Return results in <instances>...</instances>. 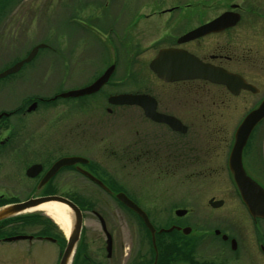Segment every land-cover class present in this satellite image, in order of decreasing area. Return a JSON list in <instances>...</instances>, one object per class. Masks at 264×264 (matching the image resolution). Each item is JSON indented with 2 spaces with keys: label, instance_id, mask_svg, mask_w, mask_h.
I'll return each mask as SVG.
<instances>
[{
  "label": "rangeland",
  "instance_id": "obj_1",
  "mask_svg": "<svg viewBox=\"0 0 264 264\" xmlns=\"http://www.w3.org/2000/svg\"><path fill=\"white\" fill-rule=\"evenodd\" d=\"M123 1L59 0V7H56L58 0L12 2L7 14L8 25L0 20V72L25 57L33 46L43 43L46 47L40 48L17 72L0 78V114L16 108L28 96L52 98L82 88L113 62L115 68L108 84L94 95L57 97L49 103H39L32 116L2 117L0 138L9 133L40 136L44 146L48 145L53 152L57 151L53 148L56 140L65 150L84 153L93 162L100 163V168L118 179L116 189L141 207L156 229L168 228L171 224L191 228L187 235L173 231L164 238L183 237V242L190 245L195 264H264L257 248L258 239L264 244V221L253 224L240 201L226 169L227 142L219 160H213L217 165L209 163L195 168L190 164V158L198 155L199 147L204 146L209 137L223 135L231 142L236 127L248 111L247 106L258 96L231 98L230 110L222 105L208 108L205 114L213 112L210 115L213 122L206 121L197 111V104L206 91H197L195 84L167 86L148 71V62L159 45L164 44L163 38H157L163 26L152 21L146 27L149 29H141L144 27L140 25H144L140 21L137 30L132 32L136 7L131 0L130 5ZM229 2L220 0V7H226ZM173 3L174 0H163L149 6L162 8ZM179 87L186 88L184 94ZM133 91L149 93L166 109L170 91L169 112L181 116L189 126L186 137L178 139L171 134L164 140L163 130L143 120L133 107H111V113L106 111L110 107L106 102L108 95ZM209 91L215 93L216 90L210 88ZM221 100L218 95L217 102ZM29 121H33V128H29ZM22 124H28V133ZM248 144L244 155L250 152L249 155L253 153L257 158V164L254 163L257 171L249 176L264 188V123L255 128ZM146 150L149 155L144 153ZM166 152L170 155L165 159ZM9 173L5 166L0 169V188H4V178ZM69 178L78 190L63 192L78 196L84 218L70 264H137L138 255L145 256L143 264H150L152 251L148 232L138 217L113 196L90 186L82 176L75 173ZM61 188L60 185L58 189ZM13 192L19 194L20 191ZM209 198L221 199L223 204L212 208ZM178 208L186 209L187 214L175 216L174 210ZM92 210L104 218L107 229L113 234L114 250L110 259L105 257V238ZM23 214L51 222L53 230L63 237L59 247L47 242L38 245L40 264H57L58 253L65 245L63 230L41 211L29 210ZM13 227H17L16 223ZM43 227L48 232L45 224ZM214 229L235 238V249L215 236ZM11 250V246L3 248L5 255Z\"/></svg>",
  "mask_w": 264,
  "mask_h": 264
},
{
  "label": "flooded vegetation",
  "instance_id": "obj_2",
  "mask_svg": "<svg viewBox=\"0 0 264 264\" xmlns=\"http://www.w3.org/2000/svg\"><path fill=\"white\" fill-rule=\"evenodd\" d=\"M14 1L15 0H0V20L5 26L8 25V23L6 22L10 17H7V14L10 13L11 4ZM119 1L124 3L123 0ZM126 1L127 3L125 4L130 5V0ZM131 1L134 4V7H136V10H134L135 15L132 19V32H135V30H137L136 25L138 26L140 21V24L144 25H140L141 27H144L141 29H149L146 27L150 26L152 21L156 22L158 26H163V28H160L162 32H159L157 34V38H163L164 44L159 45L150 61L155 57L158 51L163 48L183 50L197 57L201 62L205 64H209L215 68L239 75L244 79L246 84L250 85L249 89L240 88L238 93L233 94L225 85L212 83L201 78L167 83L164 82V84H167V86H185L186 84L187 86H191L195 84L197 85L196 88H198L197 91H206L205 93H203L200 102L197 104V111L199 112L200 116L206 117V121L209 122L210 120V122H213V119L210 118V115H212L213 112L211 114H205V111L208 110V108L216 109L217 106L222 105L227 110H230L231 98L233 99L240 96H258V98L254 100V102H250L247 106V113L255 109L261 103V101L264 99V0H230L228 5L224 8L220 7V0H174L173 5L164 6L162 8H151V6L149 5H153L154 3L160 4L163 0ZM164 1L167 2L168 0ZM60 3L61 2H59L58 0L56 7H59L58 4L60 5ZM143 11H145V13ZM225 12L236 14V19L233 16H230L227 19V22H229L228 25H220L216 27L217 29L215 30L193 38H183L184 36L188 35L189 32L213 21L215 18ZM86 25L91 24L86 23ZM150 61L147 65L148 71L152 76L159 79L157 75L149 68ZM111 64H114L115 68V63L113 62ZM109 80L95 93L99 92L106 84H108ZM179 88L181 89V91L183 90L181 87ZM210 88H214L216 90L215 93H211L209 91ZM185 91L186 88L182 91V94H184ZM120 93H144L150 95L149 93L144 91ZM58 95L53 96L52 98L38 97L35 95L28 96L25 98L24 102L18 105L16 108L7 110L6 112H4L6 114L2 113L3 115L0 117V120L2 117L7 118L17 115H20L21 117L25 115L32 116L34 115L33 113L36 112L39 103H49L50 101L57 99V97H59ZM169 95H171L170 91L167 93V109L165 105H163V107L159 104L157 98L153 97L152 95L150 96H152L156 100L157 112L165 114L167 116H173L177 118L181 122V124L186 126L187 129L183 133L178 130L172 129L166 123L157 122L146 117L143 113V110L137 105L109 104L108 97L110 95H108L106 98V102L110 106L106 108V111L108 113H111V107H133L141 113V115L143 116V120H146L151 125L156 126L157 129L161 131L163 130V138H165L164 140L167 139V136H171V134H174V137L178 139H183L186 137L185 134L188 132L189 126L185 124L181 116L177 115L176 113L169 112V97H171ZM218 95L222 97L220 103L217 102ZM88 96L91 95L80 96L77 98ZM33 103L36 104L34 105V108L30 109ZM227 114H229V111ZM29 122V128H31V126L33 128V121ZM262 123H264V118L257 124V126L261 125ZM28 124H22L24 126L25 132L27 130ZM38 137L40 138V136ZM38 137L31 134L16 135L13 133H9L0 138V169L5 166L6 169L10 170V173L7 174L4 178L3 183L6 190L3 187L0 188V207L23 202L28 199L40 198L46 195H58L65 197L80 207L81 203L78 201V196L73 195L74 193L66 194L63 192V190L66 189L73 191L78 190V187L74 185L72 180L69 178L70 175L75 173L86 179L90 186H94L105 194L113 196V198L117 202H119L115 197V194L121 191L116 189L119 184L118 179L115 180L107 170L103 169L102 167L101 169L100 163L96 161L93 162L84 153H75L74 151H70L71 149L65 150L63 146L60 145V142L56 140L54 141L55 146H53V148H56L57 151L53 152L52 150L47 148L49 147L48 145L44 146V142ZM233 140L234 138H232V141L230 142V140L226 139V136L223 135L209 137V139H207L204 143V146L199 147V152H197L198 155L194 154V156L190 158V164L195 168L209 163L217 165V163H215L213 160H219L218 158L221 155L222 148L225 147L227 142V146L229 145V150L227 152L226 158V169L229 173L228 156L233 144ZM248 140L245 147L243 148L241 159L242 166L246 173L249 175L250 173H255L257 171L256 167L254 166V163L257 164V158L256 155H253V153L249 155L250 152L244 155V149L249 145ZM68 143L71 146L72 143ZM144 153L149 155L148 150H146V152ZM167 155L170 154H167L166 152L164 156L165 159L169 157ZM75 156L84 158L87 161L62 166L47 181L41 183L45 173L56 160L64 157ZM165 164L167 166V162H165ZM83 171L89 173L95 179L99 180L103 186L89 178L83 173ZM65 178L66 181H63L65 180ZM60 180H62L63 182L61 181V183ZM60 185L62 188L59 190L58 188L60 187ZM13 190H18L20 192L18 194L16 192H13ZM79 196L82 199L83 196ZM84 200L86 199L84 198ZM92 213L93 215H95L94 210H92ZM249 217L253 224H258V222L260 223L264 221V219L260 218L253 219L250 215ZM20 219L25 222H20ZM102 219L104 221L105 230H103L99 218H97L100 224L101 232L105 238V257L106 259H110L114 250L113 234L107 229L106 221L104 220V218ZM138 219L142 223L143 228L148 232L152 251V262L150 264H153L154 262L155 264H157L159 256L157 248V237L161 233H158L157 231L155 232V250L151 242L150 232L144 225L141 218ZM17 222L20 223L18 224ZM14 223H16L17 227H13ZM172 225L179 227V229H173L171 232L177 231L184 234L182 232V228L186 226H180L179 224H171L170 226ZM43 226L44 218H34L32 216L27 218L25 214H17L0 219V264H40L37 258H39V252L41 248L38 247V245H43L44 242L53 243L58 247L60 245V233L53 230L54 225H52L51 222H46L48 232L44 231ZM14 228H16V230H13ZM216 231L218 233H216ZM107 233L111 238L110 254H108L106 249ZM213 234L215 236H220V239L223 243H229L231 249H235V247L237 246L235 238L222 232L221 230L214 229ZM224 236H226V238H223ZM165 240L167 241V238H165ZM232 240H234L235 242L234 247H232ZM10 246L12 248L11 253H6L5 255L3 248L8 249ZM257 248L260 256L264 258V244L259 239L257 241ZM60 253L61 252L58 253V261L60 258ZM251 258L252 257L249 256V260H251ZM137 259V264H143L142 262L145 260V256L139 257L138 255Z\"/></svg>",
  "mask_w": 264,
  "mask_h": 264
},
{
  "label": "water",
  "instance_id": "obj_3",
  "mask_svg": "<svg viewBox=\"0 0 264 264\" xmlns=\"http://www.w3.org/2000/svg\"><path fill=\"white\" fill-rule=\"evenodd\" d=\"M233 16L235 19L236 14L225 12L215 18L213 21L194 29L189 32L188 35L183 38H193L212 30L217 29L216 27L220 25H228L227 19ZM182 40V39H180ZM43 43L37 44L31 48L28 54L21 60L14 63L9 68L0 72V78L5 77L11 73L17 72L21 66L29 62L37 53L40 48L45 47ZM149 68L153 71L157 77L163 82H176L187 79H205L212 83L225 85L233 94L238 93L240 88L249 89L250 85L246 84L244 79L237 74H232L224 70L215 68L209 64L201 62L197 57L183 51L172 48H163L158 51L155 57L150 61ZM114 70V64L107 67L104 72L97 77L90 84L78 88L68 90L66 92L60 93L59 97H79L84 95H89L98 91L109 79ZM108 103L114 105H137L142 110L146 117L157 121L168 124L172 129L178 130L180 132L186 131V126L181 124V122L173 117L161 114L156 111V100L152 96L144 93H118L112 94L108 97ZM33 103L31 108H34ZM6 114V113H3ZM0 114V117L3 115ZM264 118V99L261 103L253 110L248 112L241 122L238 124L234 131V140L232 147L228 156V169L231 173L233 182L239 193L240 199L243 202L248 214L253 218L264 219V188L253 180L244 170L242 166L241 156L243 148L252 132L254 127L259 121ZM87 161L81 157H64L56 160L52 166L45 173L41 183L47 181L60 167L66 165H72L78 162ZM85 175L94 180L96 183L101 184V182L91 176L89 173L83 171ZM102 185V184H101ZM103 186V185H102ZM116 199L123 204L126 208L133 211L147 227L150 232L151 242L156 250L155 244V232L156 229L149 221L146 212L141 209L132 199H130L124 192H117L115 194ZM46 201H57L69 209L70 213V226L69 232L66 236L65 246L61 252L58 264H69L71 257L73 255L75 246L79 240L81 228H82V213L80 208L72 201L65 197L58 195H46L36 199H28L23 202L9 204L0 207V219L5 217L13 216L25 212L43 202ZM208 204L214 208L220 207L223 204V200H215L214 198L209 199ZM187 213L186 209L178 208L174 211L176 216H183ZM95 215L99 218L103 230H105L104 221L102 217L95 212ZM173 229H179V227L172 225L168 228H160L157 230L158 233L170 232ZM184 234L190 232L189 227L182 228ZM216 233H218L216 231ZM223 238H226L224 236ZM107 252H111V238L107 233ZM234 240H232V247H234ZM157 256V253H156ZM156 261V258H155ZM155 264V262L153 263Z\"/></svg>",
  "mask_w": 264,
  "mask_h": 264
},
{
  "label": "trees",
  "instance_id": "obj_4",
  "mask_svg": "<svg viewBox=\"0 0 264 264\" xmlns=\"http://www.w3.org/2000/svg\"><path fill=\"white\" fill-rule=\"evenodd\" d=\"M46 221L44 220V224L46 225ZM176 232V231H175ZM174 232V233H175ZM170 233H161L157 237V248H158V262L157 264H182L186 261H190L191 264H195L192 257V250L190 245L187 246L189 243L183 242V237L175 236L171 237L170 240H165V236ZM165 235V236H164ZM184 236V235H183ZM60 240L64 241L63 237L60 236ZM185 244V246H184ZM186 249L188 247L189 249Z\"/></svg>",
  "mask_w": 264,
  "mask_h": 264
},
{
  "label": "bare ground",
  "instance_id": "obj_5",
  "mask_svg": "<svg viewBox=\"0 0 264 264\" xmlns=\"http://www.w3.org/2000/svg\"><path fill=\"white\" fill-rule=\"evenodd\" d=\"M30 210L43 212L56 225H58L60 229L63 230L65 235L68 234L70 226V211L64 204L57 201H46L31 208Z\"/></svg>",
  "mask_w": 264,
  "mask_h": 264
}]
</instances>
